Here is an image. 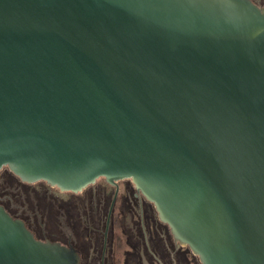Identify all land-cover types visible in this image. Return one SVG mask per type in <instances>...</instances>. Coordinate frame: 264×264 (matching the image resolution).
<instances>
[{"label":"water","instance_id":"water-1","mask_svg":"<svg viewBox=\"0 0 264 264\" xmlns=\"http://www.w3.org/2000/svg\"><path fill=\"white\" fill-rule=\"evenodd\" d=\"M129 179L201 264H264V7L0 0V169ZM0 264H78L0 207Z\"/></svg>","mask_w":264,"mask_h":264},{"label":"flooded vegetation","instance_id":"flooded-vegetation-1","mask_svg":"<svg viewBox=\"0 0 264 264\" xmlns=\"http://www.w3.org/2000/svg\"><path fill=\"white\" fill-rule=\"evenodd\" d=\"M251 1L264 7V0ZM0 207L36 240L74 250L78 264H201L129 179L98 178L80 191H61L23 181L4 166Z\"/></svg>","mask_w":264,"mask_h":264}]
</instances>
